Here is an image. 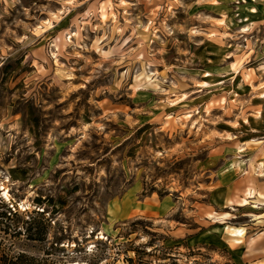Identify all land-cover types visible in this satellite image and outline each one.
<instances>
[{"label":"rangeland","instance_id":"1","mask_svg":"<svg viewBox=\"0 0 264 264\" xmlns=\"http://www.w3.org/2000/svg\"><path fill=\"white\" fill-rule=\"evenodd\" d=\"M250 1L0 0V199L36 228L4 244L33 264H236L243 242L206 216L236 162L264 173Z\"/></svg>","mask_w":264,"mask_h":264},{"label":"crops","instance_id":"2","mask_svg":"<svg viewBox=\"0 0 264 264\" xmlns=\"http://www.w3.org/2000/svg\"><path fill=\"white\" fill-rule=\"evenodd\" d=\"M250 2L251 5L257 3L256 0ZM250 13L256 14L257 11L251 8ZM259 96L261 97L263 94L260 93ZM259 164L258 170H264V164L263 166L261 162ZM236 167L227 170V174L220 176V199H222L220 209L227 211L222 213L214 211L208 213L206 217L211 220V223L224 224L220 239L226 232L236 244L243 242L241 246H238L241 252L235 256L236 264H264V173L255 172L251 176H247V167L240 166V162H236ZM239 169H243L242 173ZM229 175L232 178L225 181L223 178ZM209 206L212 207V205ZM247 208H250L252 212L237 215L238 211ZM238 216L243 217L244 221H238ZM234 219H236L235 224L238 225L227 224L233 222Z\"/></svg>","mask_w":264,"mask_h":264},{"label":"trees","instance_id":"3","mask_svg":"<svg viewBox=\"0 0 264 264\" xmlns=\"http://www.w3.org/2000/svg\"><path fill=\"white\" fill-rule=\"evenodd\" d=\"M16 170V168L10 169L11 178L15 177L14 172ZM20 227H24L26 237L29 238L33 235L32 233L36 231L35 220H23L17 211H12L11 208L0 199V232L7 236L10 231L13 236H16L21 233ZM3 235H0V264H33V259L30 256L26 255L24 252H17V250L11 249L10 246L4 244L5 236ZM130 261L132 260L130 259ZM159 264H177V262L172 261Z\"/></svg>","mask_w":264,"mask_h":264}]
</instances>
